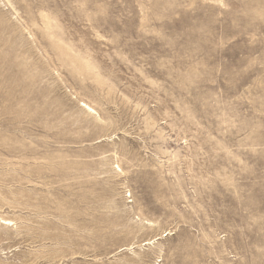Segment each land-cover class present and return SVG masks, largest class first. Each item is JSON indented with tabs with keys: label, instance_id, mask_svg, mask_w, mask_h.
<instances>
[{
	"label": "rangeland",
	"instance_id": "obj_1",
	"mask_svg": "<svg viewBox=\"0 0 264 264\" xmlns=\"http://www.w3.org/2000/svg\"><path fill=\"white\" fill-rule=\"evenodd\" d=\"M0 264H264V0H0Z\"/></svg>",
	"mask_w": 264,
	"mask_h": 264
}]
</instances>
